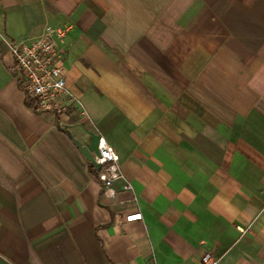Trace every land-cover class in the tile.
Instances as JSON below:
<instances>
[{"label":"crops","instance_id":"obj_1","mask_svg":"<svg viewBox=\"0 0 264 264\" xmlns=\"http://www.w3.org/2000/svg\"><path fill=\"white\" fill-rule=\"evenodd\" d=\"M48 26L68 28L64 116L32 109L8 48ZM88 132L133 192L103 196ZM204 252L264 264V0H0V264Z\"/></svg>","mask_w":264,"mask_h":264},{"label":"built area","instance_id":"obj_2","mask_svg":"<svg viewBox=\"0 0 264 264\" xmlns=\"http://www.w3.org/2000/svg\"><path fill=\"white\" fill-rule=\"evenodd\" d=\"M68 28L48 26L37 40H21L8 44L13 58V70L24 94L38 114L66 115L72 108L80 106L78 99L70 93L66 81L63 45ZM99 156L95 161L101 166L97 178L102 185L103 196L113 197L116 183L123 190L133 192V186L123 173L116 149L102 136L99 141ZM92 164V163H91ZM137 203V199L134 198ZM140 211L128 213L125 223L142 221ZM220 258L212 252H204L199 264H219Z\"/></svg>","mask_w":264,"mask_h":264},{"label":"water","instance_id":"obj_3","mask_svg":"<svg viewBox=\"0 0 264 264\" xmlns=\"http://www.w3.org/2000/svg\"><path fill=\"white\" fill-rule=\"evenodd\" d=\"M89 136L88 143L84 144L81 141L74 140L76 146L81 151V153L84 155L85 159L92 163L97 170H100L101 166L96 163L95 156H99V141H100V135H97L92 132L87 133Z\"/></svg>","mask_w":264,"mask_h":264},{"label":"trees","instance_id":"obj_4","mask_svg":"<svg viewBox=\"0 0 264 264\" xmlns=\"http://www.w3.org/2000/svg\"><path fill=\"white\" fill-rule=\"evenodd\" d=\"M91 165V164H90Z\"/></svg>","mask_w":264,"mask_h":264}]
</instances>
